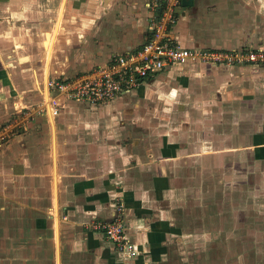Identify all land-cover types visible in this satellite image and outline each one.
<instances>
[{
    "label": "crops",
    "instance_id": "crops-1",
    "mask_svg": "<svg viewBox=\"0 0 264 264\" xmlns=\"http://www.w3.org/2000/svg\"><path fill=\"white\" fill-rule=\"evenodd\" d=\"M164 1L5 0L12 11L0 19V124L39 101L49 74L73 76L141 47ZM178 9L170 35L181 45L264 48V0H182ZM23 128L0 144V215L9 226L10 215L24 216L31 198L40 205L52 177L53 214L47 219L38 209L35 225L53 235L57 264L74 256L63 255L62 231L72 233L68 248L82 247L91 261L143 262L116 260L108 249L109 259L100 232L74 225L94 213L114 215L121 199L129 235L151 255L161 254L168 232L162 218L152 217L164 211L162 188L188 184L191 176L198 185L212 181L220 203L239 196L247 204L239 211L257 212L264 222L254 202H264V66L164 68L107 103L65 99L58 114L38 115ZM222 182L234 189L230 195ZM211 197L193 199L198 211ZM20 248L0 256V264L38 260Z\"/></svg>",
    "mask_w": 264,
    "mask_h": 264
},
{
    "label": "rangeland",
    "instance_id": "rangeland-1",
    "mask_svg": "<svg viewBox=\"0 0 264 264\" xmlns=\"http://www.w3.org/2000/svg\"><path fill=\"white\" fill-rule=\"evenodd\" d=\"M4 2L5 0H0V3H2V5L0 4L2 7H0V19H6V15L9 16L12 11L11 4L6 9ZM22 129L24 128L19 127L18 132H21ZM179 173L183 172L179 170ZM192 174H189L187 178ZM189 182L184 184L181 181H172L171 186L168 183V186L163 187L161 191L163 194H161L167 193L168 195L167 198H159L161 205H164L162 208L164 211L158 210V215L151 216L153 220L162 218L164 228L168 232L162 241L166 244V247L163 248L165 252L162 251L161 254H155L156 252H154L151 255L149 250L147 251L144 247L140 248L129 235L127 215L125 214L126 207L122 199L116 200V213L114 215L107 217L103 214L94 213L87 215L88 217L85 220L82 219L83 221L81 220L79 223L75 222L74 225L82 231L100 232L106 244L105 253L109 250L112 251L116 260L126 259L127 261L142 257L143 262L140 264H264V222L257 221V212L251 215L239 211V208L247 206L239 196H233L235 198L232 199V204L227 199H222L221 203L217 198L214 199V186L210 180H206L205 186L203 183L198 185L191 176ZM52 185L53 181L50 177V181L46 185L45 197L39 200L41 204L37 205V200L31 198L28 211L25 206L24 216L19 213L10 215L9 226H4L5 222L2 221L5 220L2 219L4 215H0V226L6 227L4 229L8 228L5 236L0 231L1 246L4 237L11 239L6 246H0V256L8 254L9 249L13 248L15 251L18 247L22 251L20 247H26L29 255L34 253L38 256L37 261H32L29 264H57L56 255L58 253L56 254V251L59 252V247L56 250L53 235L51 236V233L44 229L43 231L37 230L35 225L39 214L47 219H50L53 214ZM221 186L227 188V196L234 190L228 182H222ZM204 192L212 197L206 200L203 210L198 211L199 208L195 205L193 199L199 194L200 196L204 195ZM22 201L23 199L16 201L18 205L15 207L20 208ZM254 202L259 203L255 205L256 210L264 209V202L261 199H256ZM38 209L41 210L40 213ZM112 220H119L124 229L123 231L121 226L116 223L118 226L116 225L117 229L114 232H118L123 239L115 244L108 234L95 227L99 223H110L113 226L115 223ZM65 222L70 223L68 220H65ZM48 223L51 225L53 221L48 220ZM69 233L72 234L71 232L62 231V240L60 241L63 255H74L69 260L70 264H107L106 259L102 261L101 258L97 261L95 259L91 261L90 255L82 247L69 249L68 245L71 242ZM28 244L32 247L27 246ZM33 249L34 252H31ZM159 249L161 248L156 251ZM17 254L21 256L24 253ZM104 256L109 259L112 257L110 254H104ZM153 256H156V258ZM66 258L63 259L64 264L68 262ZM110 262L111 264H117L114 261Z\"/></svg>",
    "mask_w": 264,
    "mask_h": 264
},
{
    "label": "built area",
    "instance_id": "built-area-1",
    "mask_svg": "<svg viewBox=\"0 0 264 264\" xmlns=\"http://www.w3.org/2000/svg\"><path fill=\"white\" fill-rule=\"evenodd\" d=\"M182 0H165L163 6L150 19V36L141 47L115 54L109 62L73 76L49 74L46 86L35 104H24L11 119L0 124V144L18 133L29 120L38 115H56L64 107V100L103 104L121 92H127L161 69L200 63L251 64L264 66V48H193L181 45L170 35V26L177 21L178 6ZM156 6L153 4V7ZM99 223L96 228L108 234L114 244L123 238L116 231L119 220ZM117 223V224H116ZM117 225V226H118Z\"/></svg>",
    "mask_w": 264,
    "mask_h": 264
}]
</instances>
